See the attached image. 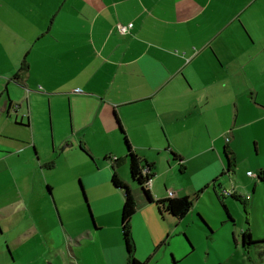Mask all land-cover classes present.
Segmentation results:
<instances>
[{
	"label": "crops",
	"instance_id": "obj_1",
	"mask_svg": "<svg viewBox=\"0 0 264 264\" xmlns=\"http://www.w3.org/2000/svg\"><path fill=\"white\" fill-rule=\"evenodd\" d=\"M258 93L264 0H0V264H29L38 246L48 255L39 264H78L81 235L72 226L80 216L60 214L56 203V216L31 212L41 201L35 174L42 181V168L53 164L37 163L39 148L50 142L58 157L82 162L87 170L66 187L75 198L78 178L85 202L82 186H105L110 167L133 195L130 218L149 243L165 244L192 220L187 215L202 212L191 203L175 218L146 201L129 175L123 137L149 166L154 200L171 192L192 201L232 171L224 152L234 161L239 126L250 121L242 119L264 117ZM76 146L100 160L95 168L72 152ZM229 191L250 199L235 185ZM130 235L140 260L131 226ZM110 248L126 264L121 234Z\"/></svg>",
	"mask_w": 264,
	"mask_h": 264
},
{
	"label": "rangeland",
	"instance_id": "obj_2",
	"mask_svg": "<svg viewBox=\"0 0 264 264\" xmlns=\"http://www.w3.org/2000/svg\"><path fill=\"white\" fill-rule=\"evenodd\" d=\"M256 99L264 103V94L258 93ZM258 105L260 106L258 112L264 113V104L258 103ZM248 120H250L248 123L239 126L238 136L234 142L235 160L232 171L218 179L217 183L220 185L216 182L212 185L210 181L203 188L205 191L196 193L197 197H192L193 210H200L202 212L200 217L198 214L195 217L194 213L187 215L192 216V220H185L187 226L183 230L176 228L174 232H170L166 243L159 245L148 242L142 228L138 227L136 216L130 218L131 233L133 229V235L136 237L134 244L140 260L147 259L146 264H264V243L243 246L241 242L242 231L248 233L251 240L264 239V182L255 177L259 169L264 170V117L254 118L253 115L252 118L242 119V121ZM242 121L240 123H243ZM52 151L50 142L48 146L39 148L38 152L36 150L35 154L37 157L39 154L40 159L35 162L41 165L43 162L52 161L53 164L52 167L42 168L44 173L42 181L38 172L35 174V187H38L41 201L36 202V197L31 196V200H35V208L31 212L47 217L53 214L56 216V203L60 214L70 212L75 218L80 216L72 226L73 231L81 235V240L78 239V242L80 241V252H77L78 264H122L117 258V253L110 248L114 239L120 238L119 196L122 199V191L114 188L110 181L105 186L86 187V189L82 186L85 202L76 178L73 181L76 199L72 198L66 187V180H69L74 173L79 177L87 168L78 159H73L70 153L63 155L60 152L61 155L58 157L57 152L52 153ZM72 152L76 155L80 154L82 160L90 167L95 168L94 163L100 162L99 159L88 156L78 146ZM43 157L47 159L42 161ZM32 158L35 160L34 156ZM108 169L110 179V167ZM246 170L253 175L245 176ZM43 177L53 186L55 202L53 196L47 194ZM39 184L40 186H37ZM232 185L236 186L238 195L248 194L250 199H231L229 194L220 195L222 187L230 190ZM75 200L78 209L74 207ZM42 202L48 204V210ZM224 208L228 211L231 220L228 219ZM95 221L99 226L95 225L94 231L95 228L92 226ZM46 256L48 255L40 254L38 246L34 254L29 255V264L46 262ZM172 259L176 262H172Z\"/></svg>",
	"mask_w": 264,
	"mask_h": 264
},
{
	"label": "trees",
	"instance_id": "obj_3",
	"mask_svg": "<svg viewBox=\"0 0 264 264\" xmlns=\"http://www.w3.org/2000/svg\"><path fill=\"white\" fill-rule=\"evenodd\" d=\"M20 70L22 71L24 70V68L21 67ZM15 77L16 76H14V78ZM123 143L125 146L126 158L128 160L129 175L131 179L135 181L136 184L139 186L144 196V199L148 202H154L160 212L161 211L167 212L168 214H170L175 218H181L182 216H184L191 206L192 203L191 199L188 196H178V197H168V198L154 200L149 194L148 188L145 186V182L149 180L152 176L149 171V166L146 164L144 166H140L139 157L132 152L130 145L125 137H123ZM224 153L227 159V169L230 170L234 165L233 158H231L226 152ZM256 178L259 181L264 182L263 169H259L256 172ZM110 182L114 188H117L122 191L119 229L126 253V264H146L147 259L138 260L133 256L134 246L130 235V225H129V219L135 211V201L133 195L131 194L127 185L124 184L117 177L114 171L110 175ZM231 196L235 199H238V197L233 194H231ZM227 217L228 219H231L228 213H227ZM241 239L243 246L249 245L251 243H255V244L264 243V239L251 240L250 235L245 231L241 232Z\"/></svg>",
	"mask_w": 264,
	"mask_h": 264
},
{
	"label": "built area",
	"instance_id": "obj_4",
	"mask_svg": "<svg viewBox=\"0 0 264 264\" xmlns=\"http://www.w3.org/2000/svg\"><path fill=\"white\" fill-rule=\"evenodd\" d=\"M130 26H131L130 23H128V24H126V25L116 24V29H117V31H118L119 33H125V32H127V30L130 28ZM246 175L249 176V175H252V173H251L250 171H247V172H246ZM149 180H150V179H149ZM149 180H147V181L145 182V186H146V187H148ZM221 194H222V195H226V194H232V193H231V191H229V190H224V189H222V190H221ZM167 196H168V197H171V192H167Z\"/></svg>",
	"mask_w": 264,
	"mask_h": 264
}]
</instances>
